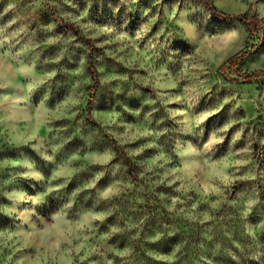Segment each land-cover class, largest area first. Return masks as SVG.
Here are the masks:
<instances>
[{"label": "rangeland", "instance_id": "374dc122", "mask_svg": "<svg viewBox=\"0 0 264 264\" xmlns=\"http://www.w3.org/2000/svg\"><path fill=\"white\" fill-rule=\"evenodd\" d=\"M174 2L57 0L60 7L56 8L44 3L38 6L34 0H0V25L14 12L25 10L31 12L33 24L41 17L53 22L50 35L56 43H45L49 37L37 32L43 55L58 70L50 82L53 99L70 101L80 98V91L84 93L80 105L70 106L68 114L75 111L74 116L56 121L53 132H42L47 137L42 152L52 155L51 161L28 146L18 148L0 139V232L12 233L34 215L45 220L37 224L45 231L33 246L18 251L0 248V264L8 257L7 264L25 257L32 258L29 264H51L41 253L66 248L74 251L61 264L67 260L72 264H230L227 248L232 245L214 250L217 237L212 233L232 223L236 206L221 201L217 211L212 204L219 199L218 188L227 189L225 195L232 202L257 190L264 200V84L234 82L233 73L220 70L233 56L220 61L215 54L217 47L228 43L226 36L212 41L206 58L189 61L186 55H178L174 49L181 53L187 49L179 29L173 33L167 15L175 11ZM10 3L16 8L5 13ZM240 4L244 7L229 0L215 5L231 14L257 15L247 0ZM257 6H264V0H257ZM75 17H80L78 24ZM225 23L243 27L247 38L241 50L258 45L260 34L238 21L213 16L209 27ZM103 27L132 37L135 48L107 43L106 37L96 35ZM91 65L97 70L98 82L92 78ZM241 70L264 71V43L243 62ZM156 73L165 74L160 84L178 81L177 87H153ZM75 84L80 88L74 89ZM205 111L213 115L188 131V121ZM35 118L38 124L47 119L43 112ZM225 125L231 127L219 132ZM38 130L33 125V131ZM213 132L223 141L212 145L208 170L201 172L204 162L189 149L198 148L205 137L211 139ZM112 153L116 158L105 162L104 157ZM180 163L188 174L201 172L204 182L199 191H177L181 181L172 183L167 173ZM26 164L31 168H25ZM58 169L72 172L71 179H52ZM21 171L36 175L17 176ZM116 181L126 186L121 196L114 203L100 200L99 192ZM51 187L57 190L49 191ZM11 192L15 196L9 201L4 193ZM10 206L14 214L7 212ZM209 209L214 219L201 223L205 214L212 215ZM99 214L102 220L94 218ZM52 215L56 220L49 223ZM262 216L264 212L257 216L253 211L248 220L264 240ZM76 224L84 227L73 233ZM234 238L243 243L238 227ZM242 264H248L246 256Z\"/></svg>", "mask_w": 264, "mask_h": 264}, {"label": "clouds", "instance_id": "9594fccd", "mask_svg": "<svg viewBox=\"0 0 264 264\" xmlns=\"http://www.w3.org/2000/svg\"><path fill=\"white\" fill-rule=\"evenodd\" d=\"M39 6L41 3L48 4L59 8L60 5L57 0H34ZM223 0H175V11L167 13L170 17V22L173 25V33L179 29V35L185 42L187 49L186 53H181L179 49H174L177 54L187 56L189 61L193 59L206 58L208 49L211 47L212 41L227 37L228 43L221 45L215 49V54L219 56L220 61L227 59L229 56L239 53L244 46V40L247 38L242 26L229 25L227 23L216 25L215 28H210L209 25L213 23V13L204 7L212 3L220 5ZM229 3L235 4L240 8L244 5L240 4V0H229ZM249 5H252V11L257 13V20L264 21V6H257V0H247ZM16 8L15 3H10L5 13L13 11ZM31 12L25 10L23 13H13V17L7 23L0 25V139L7 143L13 144L18 148L24 146L30 147L37 155L44 160L51 161L52 155L42 152L44 148L43 141L47 139L44 133H51L55 130V122L61 119H70L76 114L75 111L69 110L71 107H76L81 104L84 93L80 91L78 99L70 101L63 100L62 97L53 99L49 93L51 87L50 82L54 81L58 75L57 68L52 66L45 55H43L42 44L37 36V32L44 33L49 38L45 43H56L55 39L51 38V30L54 24L51 20H44L42 17L38 23L33 24L30 20ZM66 18L72 19L70 16ZM80 17H75L74 21L78 24ZM173 33H170L172 35ZM96 35L106 37L107 43L119 44L123 43L124 47L135 48V40L126 34H116L111 27H103L97 30ZM195 39H191L192 36ZM102 47L103 45H97ZM81 65L84 61L81 60ZM155 84L153 87H167L169 89L177 87L178 81L169 80L166 85L160 84V78L164 73H156ZM196 84L193 87H198ZM80 85L75 84L74 89H79ZM181 99H184L183 97ZM43 112L47 119L39 123L36 121V114ZM213 115L210 111H205L203 114L190 119L188 121V131L198 128L199 125L209 116ZM33 125H38V131H33ZM231 125H225L219 129V132H226ZM195 135V134H194ZM202 135V134H201ZM211 139L203 138L199 142V146L191 147L189 152L198 155L204 162L201 172L208 170V161L211 156V148L214 144H220L223 137L216 132L210 133ZM191 144L192 141H189ZM154 145H149L153 147ZM56 147L52 148L55 152ZM174 154L179 157V153ZM116 154L112 153L105 156V162L114 160ZM161 159V157H158ZM171 162V160L167 161ZM25 168L30 169L31 165H24ZM201 172L186 173L185 166L180 163L172 168L167 175L173 177L172 183L181 181V188H193L196 191L200 190L201 184L204 182V177ZM17 176L29 177L36 175L32 171H21L16 173ZM103 175V173H101ZM72 172L58 169L52 179L64 178L65 182L71 179ZM41 178H43L41 176ZM99 177H97L98 179ZM255 178V177H253ZM94 186V184H93ZM126 186L122 181H116L111 186L99 192V199L102 201L113 202L119 198ZM57 187L49 188V191H56ZM227 189H217L219 199L212 204V209L217 211L224 204H234L236 206V214L231 218L232 223L227 225H220L216 232L212 235L217 239L213 243V249L219 250L225 247L226 244H231L232 247L227 248V255L230 259V264H242V257H247L248 264H264V240L257 235V226L253 225L248 217L253 214V211L260 216L264 212V200L260 198L259 191L250 192L247 197L232 202L227 199L225 192ZM4 195L11 201L15 196L14 192L4 193ZM238 196H244V193H238ZM209 209V212H212ZM9 214H14V208L7 209ZM90 215V214H89ZM215 213L212 215L205 214L201 223L206 220L214 219ZM96 220H102L103 215L99 214L94 217ZM56 220L55 215L51 216L49 223ZM260 222L264 225V216L260 217ZM43 225L45 223L44 217L33 216L31 221L23 222L17 225V230L12 233L0 232V248L7 246L13 251L22 250L24 248L33 246L38 239H40L45 230L38 228L37 224ZM219 223V221H216ZM238 227L240 234L243 237V243L239 239H235L236 227ZM84 227L83 224H76L72 228L74 233L77 229ZM215 227V225H214ZM50 231V230H47ZM115 231V229H114ZM54 234V233H53ZM11 241V244L8 242ZM71 241H69L70 243ZM205 245L202 243L201 248ZM74 249L66 248L61 251L59 249H46L41 255H47L51 264H61L65 261ZM7 259H11L8 257ZM7 259L3 264H7ZM31 257H25L22 260H17L15 264H29ZM204 260V257H201ZM32 264H35L33 261ZM66 264H72L71 260H67ZM205 264H211V261H206Z\"/></svg>", "mask_w": 264, "mask_h": 264}, {"label": "trees", "instance_id": "16d2710c", "mask_svg": "<svg viewBox=\"0 0 264 264\" xmlns=\"http://www.w3.org/2000/svg\"><path fill=\"white\" fill-rule=\"evenodd\" d=\"M206 5L208 9L213 13V16L216 19L227 22L238 21L244 24L252 33L258 32L260 34V40L258 45L251 48H245L239 53H236L221 65L220 70L223 72L233 73L237 78L234 82L253 83L257 81L264 84V71L259 70L243 72L241 70L243 62L249 57L253 56L257 52V50L262 47L264 43V21H258L257 15L227 13L225 11L220 10L214 3H212L210 7L208 4ZM90 69L93 80L98 82V73L95 66L91 65Z\"/></svg>", "mask_w": 264, "mask_h": 264}]
</instances>
